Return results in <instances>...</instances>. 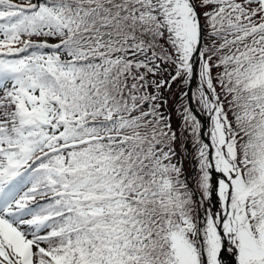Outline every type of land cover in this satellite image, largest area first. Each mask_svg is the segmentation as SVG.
Listing matches in <instances>:
<instances>
[{
	"label": "snow or ice",
	"instance_id": "obj_1",
	"mask_svg": "<svg viewBox=\"0 0 264 264\" xmlns=\"http://www.w3.org/2000/svg\"><path fill=\"white\" fill-rule=\"evenodd\" d=\"M0 264H264V0H0Z\"/></svg>",
	"mask_w": 264,
	"mask_h": 264
},
{
	"label": "trees",
	"instance_id": "obj_2",
	"mask_svg": "<svg viewBox=\"0 0 264 264\" xmlns=\"http://www.w3.org/2000/svg\"><path fill=\"white\" fill-rule=\"evenodd\" d=\"M52 42H54V41H52ZM174 88H175V85H174ZM172 102H174V100Z\"/></svg>",
	"mask_w": 264,
	"mask_h": 264
}]
</instances>
